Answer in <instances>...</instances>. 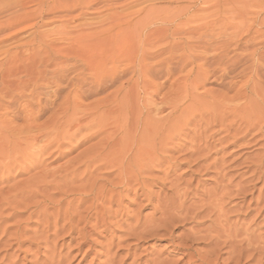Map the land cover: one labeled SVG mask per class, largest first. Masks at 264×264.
<instances>
[{
	"label": "rangeland",
	"instance_id": "obj_1",
	"mask_svg": "<svg viewBox=\"0 0 264 264\" xmlns=\"http://www.w3.org/2000/svg\"><path fill=\"white\" fill-rule=\"evenodd\" d=\"M12 1L0 0V23L3 26L4 22L11 23L4 28L0 25V121L12 119L16 107L23 111L27 103L33 107L41 103L46 107L42 117L36 120L41 125L58 110V105L64 103L69 93H86L87 97L79 102L90 105L118 92L121 104L128 109L130 106L131 113L137 116L130 117L131 130L125 131L120 139H114L117 147L106 149L104 154H116L135 137L142 147L141 156L147 159L139 169L148 180L143 187L145 193L132 183L119 197L111 207V231L104 232L99 227L88 235L87 242L78 239L77 234L70 237L63 231L58 238H51L56 254L64 258L63 264H147L158 258L185 264L187 259L182 260L183 251L174 249L169 236L147 238L139 247L130 250L128 246L133 241L129 240L127 232L138 223H158L163 217L162 203L170 200L176 190L183 194L191 184L200 192L213 191L220 181L216 179L217 172L244 175L231 180L233 189L251 176L255 165H260L264 173V165L259 164L264 158V124L255 121L257 114L264 113V0H78L71 12L48 11L43 18L34 11V5L29 7L27 15L11 11L10 14L9 7L2 2L12 4L16 0ZM17 17H21L20 21L23 18L22 22L18 20L12 24ZM116 60L121 61L114 71L119 74L118 80L105 84L102 91L95 90V74H102L104 69L110 71ZM95 61L96 64L104 62L106 66L95 67L96 71L88 70L87 62ZM123 83L126 85L120 92ZM145 83L152 86L148 92L156 90L154 98L145 93ZM34 89L38 92L35 98L31 94ZM57 90L61 91L59 95L55 94ZM125 94L132 100L122 101L126 100ZM150 99L154 101L156 116L148 114ZM117 105L101 109L80 135L73 140L62 139L64 145L60 148L51 146L43 151L49 140L33 145L30 141L0 137L3 145L0 192L21 181H34L44 168L58 170V177L63 175L65 169L61 167L91 146L95 152H103L99 144L104 135L99 130L104 124L107 123L106 128L112 123L107 112H114ZM23 123L22 118L13 122L19 127ZM133 123L138 124L137 129ZM59 125L62 132L63 126ZM153 125H157L152 141L157 145V152L149 155L142 138L146 129ZM93 133L97 134L80 143ZM168 137L169 141H164ZM3 139L5 145L1 142ZM163 145L166 146L163 148ZM174 146L179 147L177 152L171 151ZM196 146L205 149L206 161L202 164L212 167V173L207 176L204 171L197 173L195 170L199 168H190L186 161L193 160L188 153L197 149ZM4 148L9 154L7 157H4ZM39 150L45 153L32 159ZM134 153L140 154L136 147ZM134 156L132 154L127 165L129 170ZM151 157L155 158L154 163ZM212 163H217L216 167ZM79 167L78 177L85 170ZM261 172L258 170L257 177ZM111 173L103 167L94 172V176L100 181L115 182V174ZM4 174L6 179L11 177L9 182H1ZM71 179L69 176L67 181L72 182ZM58 181L62 184L65 178ZM73 182L74 189L62 205L65 209L68 202L77 198L79 187L89 185L78 178ZM254 182L257 183L254 195L257 199L264 194V174L260 183L256 179ZM246 186L245 182L243 187ZM246 195L248 198L232 214L231 220L240 221L255 234V231L263 234L264 213L261 215L260 210L264 200L257 210L251 205L253 196ZM25 197L27 194L14 201L21 202ZM59 198V195L51 197ZM39 200L34 198L27 201L28 205L5 212V218L11 216L8 224H28L27 219L34 209L28 210L26 206L32 207ZM193 202H198V197L189 204ZM73 203L75 207L79 205L77 200ZM89 205L85 203L79 212ZM54 212L50 208L49 213ZM37 220V217L30 220L28 228L37 229ZM193 226L177 224L168 234L181 243ZM200 242L195 248L202 252L207 250L206 242ZM44 247H40L42 254ZM38 256L37 249L33 248L27 260H20L18 264H41ZM41 258L44 260V255Z\"/></svg>",
	"mask_w": 264,
	"mask_h": 264
},
{
	"label": "bare ground",
	"instance_id": "obj_2",
	"mask_svg": "<svg viewBox=\"0 0 264 264\" xmlns=\"http://www.w3.org/2000/svg\"><path fill=\"white\" fill-rule=\"evenodd\" d=\"M10 1L13 2L12 0ZM3 3L4 2H2V5L5 7H9V13L11 11L12 14H25L29 7L34 5V11L38 12L40 17L43 18L48 11L60 10L63 12H71L77 6L78 0H68L67 2H63L62 0H16L12 4ZM25 15L22 16L24 17ZM20 18L21 17H17L16 21L12 19V24L13 22L18 23ZM22 20L20 22H22ZM4 23L11 24L10 22ZM6 24L3 26V24L0 23L3 28L5 26H10L9 24ZM181 56L184 57L185 55L182 54ZM96 62L97 61L93 63L87 62V69L96 71L95 67L106 66V63L104 62L97 64ZM120 63V60L113 61V67L110 71L106 72L104 69L102 74H95L96 76L93 78V80H95V90L102 91L105 88V84H111L118 80L119 74L114 71ZM133 79L134 77L131 81ZM58 83L59 81L57 82V85ZM146 84L147 83L144 85L145 93L149 94L151 98H154L156 90H153L151 93L148 92V90L152 89V86ZM124 85H126V83H123L119 88L120 92L124 90ZM60 92V90H57L55 94L59 95ZM31 94L32 97L35 98V96L38 95V92L34 89ZM88 94L91 95L90 93ZM12 96L14 97V95ZM119 96L120 93L113 92L112 95L98 101L96 100L90 105H83L79 102V99L87 97L86 93L77 92L73 95L72 93H69L64 99V103L58 105V110H55L54 114H52L44 124L39 125L36 121L38 117H42L46 108L41 106V103H38L35 107H33L32 104L27 103L23 105V111H21L22 109L19 111L16 107L12 112V119L10 118V120L5 119V121H0V137L5 136L6 138L12 140L17 139L21 142L30 141L32 144L34 143L33 145L49 140L46 141L47 147L44 146L42 149L43 151H47L48 147L51 146L57 148L63 146L62 139L73 140V138L80 135L83 129L87 127L89 120L98 114L101 109L111 107L117 103L119 105L115 106L116 110L114 112H107L109 120H113L112 123L108 124L106 128L105 126L107 123L104 124L99 130L104 135V139L99 144L103 152H99V154L98 152H95L94 146H91L84 152H81V154H78L75 159L69 161L65 166H62L61 168H64L65 170L62 172L63 175H59V177L57 176V173L59 172L58 170L49 171L47 168H44L38 175H36L34 181L28 179L14 184L7 190L5 188L2 189L0 192V264H7V261L8 264H18L20 260H27L29 253L33 248L37 249V253L40 256V258L38 256V262L41 264H63L64 258L60 256L61 254H56V248L51 245V238H58L61 232L67 231V235H70V237L77 234L78 239L80 238L87 242L88 235L99 227H102L104 232H109L112 227L111 207L119 200V197L129 190L132 183H135V185L145 193L143 187L148 180L143 177L144 172L139 171V169L146 164L147 159L145 156H141L142 147L137 143V138L132 137V142H127V145L119 149L116 154H104L106 149L117 147V142L114 139H120L125 131L131 130L130 117L135 118L137 116V114L131 113L130 106L128 109L127 106L121 104ZM124 97L126 100L122 101L132 100L128 94H125ZM243 97L245 98V96ZM153 102L154 101L150 99V109L148 110L150 116H156V108L152 106ZM58 113L61 115H57ZM60 116L63 117L58 119L57 117ZM21 118L24 123L20 127L14 126V120ZM255 121L259 125L264 124V113L262 115L260 113L257 114ZM59 124L63 126L62 132H60L61 127H58ZM132 125H136L135 129L138 128V124L133 123ZM156 126L157 125H153L146 129L145 135L142 138L146 148L149 149V155H153L157 152V145L152 142L154 141ZM96 134L97 133H93L86 136L80 143L89 140L91 136ZM169 139V137L165 138L164 141L167 142ZM1 142L5 145L4 139ZM205 143L208 144V142ZM165 146L166 145H163L162 147L164 148ZM135 147L140 154L136 155L134 153ZM196 147L197 149L188 153L190 159L193 160H185L188 162L190 168L198 167L199 170L195 171L197 173H199V171H204L203 174L206 172L205 175L207 176L212 173L210 171L212 167L208 168L202 164L206 161V156L203 153L205 149H202L201 146ZM2 148L3 145L0 144V150ZM178 150L179 147L175 146L171 149L172 152H177ZM43 151L39 150V152L33 155L32 159L36 157L38 159L39 156H42L45 153ZM4 153V157L9 156L5 148ZM132 154L135 156L132 158L133 165L130 166L129 170L127 165L129 164ZM171 160L168 161L170 162ZM151 162L154 163L155 158L151 157ZM100 163L103 164L101 165ZM259 164L264 165V158L260 159ZM42 165L43 164L41 163V166ZM79 165L85 167V170L78 177V174L76 173L80 168ZM215 165H217V163L213 164V167ZM32 167L35 168L36 165H33ZM93 167L94 170L92 171L91 169ZM103 167L110 169L112 172L111 174H115V182L107 180L100 181V178L94 176V172L99 171ZM254 167V172L248 177V179L236 184L235 187L237 190L236 188L233 189V183L231 180L235 178H243L244 175L240 174L235 176L233 173L223 174L221 172L215 173L216 179H219L220 181L217 182V188L211 192H200L197 188H193L194 186H191V184L190 186L187 185L188 187L185 188L186 191L183 194H179L176 190L173 192L170 200L162 203L161 211L163 217L160 218L158 223L154 222L152 224L149 223L148 225L138 223L129 229L127 235L129 240L133 241V244L128 247H130V250L133 248L135 249L142 244L141 241L150 237L169 236L174 249L178 252L183 251L182 260L187 259L185 264H264V233L258 234L257 231H255V234L253 231H250V227L245 228L244 224L240 221L233 222V220H231L232 214L236 213V209L240 208L241 204L248 198L246 195L247 193H250L253 196V202L251 205H254V209L258 210L259 207H261V201L264 200V194L262 193L257 199L254 198L257 185L254 181L256 179V181L260 183L263 179L264 173L261 172L260 165L257 164ZM258 170L262 173L259 177H257L258 174H256ZM9 172L10 171L7 173ZM5 176L6 174L3 175L2 183L11 180V177L6 179ZM69 176L72 177V182L67 181ZM49 178H52V181H48ZM59 178H65L64 183L61 184L58 181ZM77 178L79 181H82V183L86 180L89 185L79 187L78 194L76 195L77 198L73 200L74 202L77 200L79 205L75 207L73 201H71L68 202V206L65 209L62 205H64L66 199L69 198V192L74 189V187L71 186L74 184L73 179ZM24 182L25 184L21 186ZM100 182L104 183L98 186ZM245 182L247 183V186L244 188L243 185ZM199 183L200 181L198 184ZM88 186H90V188H87ZM64 188L70 189L64 190ZM235 192H237V194H235ZM26 194L27 197L23 198L21 202L14 201L18 196ZM56 195L61 196V198L58 200L51 199V197H55ZM197 197L198 202L189 204L191 200L196 199ZM34 198H40V200L32 207L26 206V209L28 210H31V208L34 209L27 219L28 224L23 225V223L21 224L20 222H13V224L9 225L8 221L11 216L5 218V212L8 210H16L20 205H28L27 201ZM87 202H89L90 205L87 206L85 210L79 212V209ZM50 208L55 210L53 214L49 213ZM74 209L76 212L72 211ZM263 213L264 205L260 210V214L263 215ZM35 217L38 219L36 222L37 229L32 230L28 228L30 224L29 221ZM93 220H95V224H92ZM62 222L65 223L61 226ZM182 223L194 224V226L192 231H189L184 235L182 242L177 243V238L168 233L170 228ZM207 223H209V225H206ZM52 230H54V232ZM200 241L206 242L207 250L202 252L195 248ZM41 245L45 246L44 254H42L40 248ZM225 249H227V251L224 252ZM41 255H44V260L41 258ZM21 256L23 258H21ZM14 258H16V261ZM175 262L176 261L173 260L158 258L147 264H173Z\"/></svg>",
	"mask_w": 264,
	"mask_h": 264
}]
</instances>
